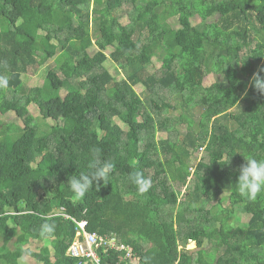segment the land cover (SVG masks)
<instances>
[{
	"label": "trees",
	"instance_id": "trees-1",
	"mask_svg": "<svg viewBox=\"0 0 264 264\" xmlns=\"http://www.w3.org/2000/svg\"><path fill=\"white\" fill-rule=\"evenodd\" d=\"M118 62L121 79L107 67ZM262 67L264 0H0V264L22 254L93 264L67 254L83 220L139 264H264V196L237 191L245 156L264 160V94L252 82ZM13 112L23 125L4 120ZM39 117L51 121L45 133ZM96 149L114 164L111 181L77 199L68 178L90 173ZM99 252L104 264H132Z\"/></svg>",
	"mask_w": 264,
	"mask_h": 264
},
{
	"label": "clouds",
	"instance_id": "clouds-1",
	"mask_svg": "<svg viewBox=\"0 0 264 264\" xmlns=\"http://www.w3.org/2000/svg\"><path fill=\"white\" fill-rule=\"evenodd\" d=\"M261 73H264V67L253 75L252 81L255 89L264 94V75H261ZM6 84V80L0 81V86H6ZM98 152V149L94 150L95 159L89 164V174L82 173L78 177L71 176L68 178V187L77 199H82L93 183L99 188L101 181H103L105 186L111 181L110 174L114 169V164L108 161H101L97 155ZM224 164L230 165L231 159L226 160ZM132 180L138 186L140 194L148 191L150 183L142 178L141 173H135L132 176ZM237 191L242 198L249 201H256L258 197L264 196V160L245 156V162L238 166ZM54 230L55 225L46 222L42 225L41 235L51 236Z\"/></svg>",
	"mask_w": 264,
	"mask_h": 264
},
{
	"label": "rangeland",
	"instance_id": "rangeland-1",
	"mask_svg": "<svg viewBox=\"0 0 264 264\" xmlns=\"http://www.w3.org/2000/svg\"><path fill=\"white\" fill-rule=\"evenodd\" d=\"M126 11H127V8L123 7L122 9H120V11H117V12L123 13L126 16ZM33 18H35L39 22H49L51 17H50V15H45V16L38 15V16H33ZM125 19L126 18H124L123 21ZM124 22H126V20ZM111 50H112L111 48H108L105 51V53L109 54L111 52ZM96 52H97L96 46H91L89 48L90 55H94ZM160 66H161V62H160L159 58L158 57H154L153 58V63L149 66V70L151 72H153V73H156L160 69ZM107 67L110 70V72L117 79H121V78L125 77V72H124V69H123V67H124L123 63H120V62H118V63H108ZM206 71H207V75L204 78V83H205V85H209L210 83H212L214 81V79H213L211 68L208 67L206 69ZM45 74H46V68L43 67V68H41L39 70V72H38V74L36 76L30 78V82H33L34 79H36V80L39 79V81L42 82L43 76ZM27 85L29 86V84H27ZM24 86L22 87L21 92H23ZM136 90H137V92H139V94H141L142 87L137 86ZM237 92H238V94L240 96H242L244 94V91L241 90V89H237ZM4 120L5 121H10V122H12L14 124L23 125V122L21 121V119L14 112L5 115ZM39 122H40V127L42 128L41 132L45 133L49 129V127L51 126V121L50 120L42 119L41 117H39ZM117 122L121 123L120 120H117ZM196 157L198 158L197 160H199L201 155H198ZM194 170H195V167H193L191 169V177L190 178H194V173H193ZM199 177L204 182V184L207 185L208 182H207V174H206V172L205 171H200L199 172ZM184 192H185V188L182 189V193H184ZM228 193L229 192H225L226 195ZM180 199H183V194H182V196L180 195ZM228 205H229V201L225 200L223 206H228ZM239 213H241V212L239 210H237L235 213L231 214L230 220H229L231 224L234 225V224H239L240 223ZM206 226H207L208 229H212L213 227L218 226V224H215L214 222H211V220H210V222ZM0 244H1V240H0ZM42 244L43 243H41L39 241H32L28 245V247H30L33 251L38 252V250H39V248L41 247ZM195 246H196V244L194 242H190L188 248L193 249V248H195ZM10 248H12L11 245H10ZM18 264H42V263L37 261L35 258H33V257L29 256V255L22 254V258H20L18 260Z\"/></svg>",
	"mask_w": 264,
	"mask_h": 264
},
{
	"label": "built area",
	"instance_id": "built-area-1",
	"mask_svg": "<svg viewBox=\"0 0 264 264\" xmlns=\"http://www.w3.org/2000/svg\"><path fill=\"white\" fill-rule=\"evenodd\" d=\"M78 225L76 238L67 250L69 256L78 259H86L85 262H92L93 264H104L101 261L99 250L103 248L104 252H107L109 249H115L124 252L123 258L130 260L132 264L140 263V257L134 253L130 245L120 244L114 237L104 238L97 235L95 232L87 231V220L79 222Z\"/></svg>",
	"mask_w": 264,
	"mask_h": 264
}]
</instances>
